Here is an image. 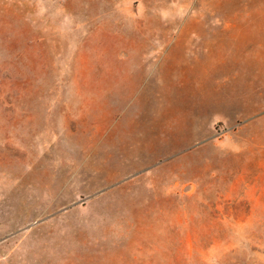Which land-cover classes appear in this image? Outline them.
Returning <instances> with one entry per match:
<instances>
[{"label":"rangeland","instance_id":"1","mask_svg":"<svg viewBox=\"0 0 264 264\" xmlns=\"http://www.w3.org/2000/svg\"><path fill=\"white\" fill-rule=\"evenodd\" d=\"M0 264H264V0H0Z\"/></svg>","mask_w":264,"mask_h":264}]
</instances>
